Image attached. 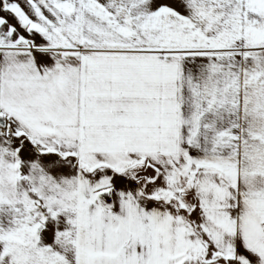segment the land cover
I'll use <instances>...</instances> for the list:
<instances>
[{
    "label": "snow or ice",
    "instance_id": "6c2138e0",
    "mask_svg": "<svg viewBox=\"0 0 264 264\" xmlns=\"http://www.w3.org/2000/svg\"><path fill=\"white\" fill-rule=\"evenodd\" d=\"M0 264H264V0H0Z\"/></svg>",
    "mask_w": 264,
    "mask_h": 264
}]
</instances>
